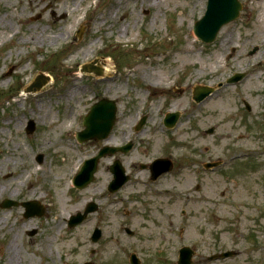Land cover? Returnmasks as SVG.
<instances>
[{
    "label": "rangeland",
    "instance_id": "374dc122",
    "mask_svg": "<svg viewBox=\"0 0 264 264\" xmlns=\"http://www.w3.org/2000/svg\"><path fill=\"white\" fill-rule=\"evenodd\" d=\"M240 2L239 18L204 44L192 27L206 0H0V187L15 190V197L0 196V203L33 200L25 194L36 190L38 201L46 204L41 217H23L20 204L0 206V264H129L131 252L140 264H176L179 243L194 250L195 264H264V0ZM255 45L259 50L247 56ZM231 47L236 52L226 59ZM98 59L109 60L112 77L80 72L81 64ZM234 72L245 77L226 84ZM39 73L48 77L45 86L22 95ZM155 73L166 74L165 90L147 86L152 80L145 75ZM219 83L222 87L210 97L198 104L192 100L194 86ZM75 87V95L64 100ZM103 97L115 100L117 118L101 145L130 141L132 149L100 159L94 181L78 190L72 180L100 142L73 139L82 116ZM65 104L73 110L67 134L72 160L55 152L50 136L41 135V122L62 118ZM167 112H179L172 129L162 124ZM143 115L146 122L135 130ZM28 120L35 124L30 134L25 132ZM210 127L213 133L205 134ZM236 154L250 156L229 161ZM163 155L173 160L174 172L151 181L141 164ZM115 158L130 180L110 194L108 166ZM204 161L225 164L207 172ZM31 163L52 174L64 167V219L91 199L97 212L73 228L66 222L54 228L59 214L55 187L39 188L44 183L31 172ZM94 227L102 232L95 243L89 239ZM32 229L37 232L27 235ZM46 237L52 246L45 258L31 249ZM13 238L15 256L7 252ZM224 250L235 253L206 259Z\"/></svg>",
    "mask_w": 264,
    "mask_h": 264
},
{
    "label": "water",
    "instance_id": "95a60500",
    "mask_svg": "<svg viewBox=\"0 0 264 264\" xmlns=\"http://www.w3.org/2000/svg\"><path fill=\"white\" fill-rule=\"evenodd\" d=\"M241 8L240 3L237 0H207L206 10L204 15L194 23L193 32L194 34L203 42L209 43L213 41L217 31L219 28L228 23L239 15V10ZM256 48L251 52L253 53ZM264 66V61H263ZM92 69L91 65H84L82 70L89 71ZM94 73L99 74L100 70L95 69ZM241 74H236L232 79L238 80L241 78ZM46 78L40 76L36 81L29 87L26 88V91H36L38 90L45 82ZM211 91L210 88L204 87L201 89H195L193 93V99L196 102H199L204 96H206ZM116 115V105L115 102L108 99H100L96 103H94L91 107L87 115L83 119L84 130L77 134V139L82 141L84 139H102L107 136L109 131L111 130ZM177 120V114L171 113L167 114L164 118V124L167 127H171ZM143 121V120H142ZM142 121L140 123H142ZM33 129V123L30 121L28 126V131ZM212 128H210L207 132H212ZM113 148H103L95 157L87 160L84 163V166L81 168L80 172L74 178V185L77 188H81L87 185L89 182L93 180V174L96 171L97 161L99 157L106 153H113ZM170 162L165 160H156L154 162V170L153 174L157 175L163 171H167L170 168ZM111 172L114 175V179L110 182L108 190L113 192L116 191L126 180L127 176L124 175V170L120 166V163L116 162L114 166L111 167ZM10 202L5 201L3 206H9ZM29 207L32 206L30 202ZM95 206L90 204L84 214L77 213L76 215L71 216L70 218V226H74L77 223L81 222L88 212L95 210ZM33 212L28 210L26 215L32 214ZM100 232L96 231L93 239L96 240L99 237ZM190 252L187 248L182 250V258L180 259V264H189ZM222 255H228L222 254Z\"/></svg>",
    "mask_w": 264,
    "mask_h": 264
},
{
    "label": "bare ground",
    "instance_id": "6f19581e",
    "mask_svg": "<svg viewBox=\"0 0 264 264\" xmlns=\"http://www.w3.org/2000/svg\"><path fill=\"white\" fill-rule=\"evenodd\" d=\"M52 7L56 8L55 5H52ZM72 19H74V17H72ZM86 54L87 52L84 55ZM183 56L186 57L185 54H183ZM96 65L98 67H101V69L103 70L102 74H104L105 76L112 77L113 73L111 71V66H110L108 59H98L96 61ZM165 76L166 74H163V73L145 75L146 81H149L150 79L152 80V82L147 83V86L149 88L156 89V90H162V91L165 90L167 88V84L164 82ZM77 91L78 89L76 87L71 88V90L68 91L67 97H65L64 100H69V98L74 96ZM60 102L61 101L58 100L56 101V104H59ZM62 106H63V111L61 114L62 118H58L56 116V117H52V119L41 122V125L43 126L41 135L50 136L53 139L51 146L55 147V152L59 154L63 153L65 155H68L69 160H72L73 159V153L71 151L72 143L64 135L68 134V132L71 129L70 119L73 115V110L68 109L69 107L68 104H65ZM30 169L32 173H38L40 175L41 181L45 185L44 186L43 184H39L38 186L39 188L50 189L52 186L55 187V189H53V193H54V196L55 197L57 196L59 200V205H58L59 214L53 218L54 223L52 224V226L60 230L65 221L64 220L65 202H64V190H63V187L65 185V181H63L64 176H65V171H63L64 167L59 166L56 170L57 174L56 173L52 174L51 172H46L44 170L43 172H39L34 168L32 163L30 164ZM46 186H48L49 188ZM29 187L31 188L33 187V185L30 184ZM35 194H36V190H31L27 194H25V197L34 199L32 197L36 196ZM6 195L9 197H15L14 188H11L7 185L0 187V196H6ZM46 196L47 195H45L44 197ZM35 199L40 200L39 197L37 196ZM12 243H14V238L8 242L7 252L10 253V255L15 256L17 255L18 250L12 246ZM59 245L60 246L64 245L63 235H60ZM51 246H52V238L46 237L42 246L39 245L38 248H32L31 250L33 251V253L40 254L42 257L46 258V257H50L51 255ZM12 258L13 257H10L11 263H12Z\"/></svg>",
    "mask_w": 264,
    "mask_h": 264
},
{
    "label": "flooded vegetation",
    "instance_id": "af4514ba",
    "mask_svg": "<svg viewBox=\"0 0 264 264\" xmlns=\"http://www.w3.org/2000/svg\"><path fill=\"white\" fill-rule=\"evenodd\" d=\"M36 232H37V230H36V229H35V230H33V232L31 233V235H32V234L34 235Z\"/></svg>",
    "mask_w": 264,
    "mask_h": 264
}]
</instances>
